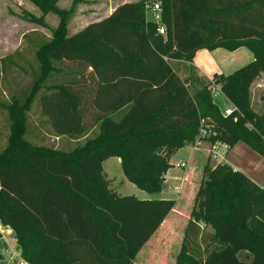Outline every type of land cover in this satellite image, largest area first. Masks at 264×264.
<instances>
[{"label": "trees", "instance_id": "1", "mask_svg": "<svg viewBox=\"0 0 264 264\" xmlns=\"http://www.w3.org/2000/svg\"><path fill=\"white\" fill-rule=\"evenodd\" d=\"M31 1L60 20L35 51L28 91L0 104L9 123L0 151V224L12 230L26 264H137L175 201L119 194L102 161L119 158L127 181L160 192L170 157L194 145L202 125L213 134L200 143L229 149L242 142L264 158V113L252 111L249 92L264 73V0H151L161 3L164 34L145 20L146 0L119 4L70 34L69 11L58 0ZM239 47L253 60L211 81L181 78L170 65L191 62L199 49ZM212 85L232 104L230 114L212 102ZM35 100L56 136L96 127L97 134L70 151L34 145L24 135ZM209 161L173 264H264V188ZM200 223L212 229L203 245Z\"/></svg>", "mask_w": 264, "mask_h": 264}, {"label": "rangeland", "instance_id": "2", "mask_svg": "<svg viewBox=\"0 0 264 264\" xmlns=\"http://www.w3.org/2000/svg\"><path fill=\"white\" fill-rule=\"evenodd\" d=\"M86 1L90 2L89 0H82L79 3L73 4V0H58L56 4L57 8L69 11L65 20V28L68 34L91 21V16H88L91 12V9L88 8L91 2L87 3ZM102 15L103 14H100L99 16ZM34 19H40L41 23H38ZM59 20L60 17L56 13H42L31 0H0V101L9 103L13 97L21 99L28 91L29 85L37 73L35 51L41 42L51 35V32L57 27ZM42 92H44L43 88L38 94ZM257 95L258 94H255V96ZM33 102L30 106V110L27 112H31L30 114L34 115V119H28L26 114V127L28 133L26 131L24 136L30 141H33V144L35 143L34 145L70 151L75 146L84 144L87 138H93L97 134L96 127L79 136H56L50 127L48 119H44V117H40L39 119L38 114H35L38 110H36V100ZM251 107L257 112L256 114H263L264 101H259V103H257V100L253 99L251 100ZM35 125L40 126V130L42 129V132L39 133L42 135V138L38 136ZM8 135L9 123L7 119L2 118L0 114V151L4 149ZM198 146L199 145L196 147ZM185 152L186 151H179L178 157H183ZM210 162L214 163L212 160H210ZM221 162L223 163V161ZM102 169L106 177L108 176L110 179L111 186L115 187L116 191L120 194H132L139 198L153 196L157 198L174 199L178 196L175 191H172L167 186H164V189L160 191V193H148L136 188L125 179L121 166L117 163L115 157L104 159L102 161ZM174 172L176 173L177 170ZM195 178L196 180H193L189 189H185L187 195L175 206V210L169 212L166 217V221L171 220L172 222V230L170 233L167 232L166 236L161 235L158 238L156 237L154 242L152 241L154 244V257H150L151 253L148 257L140 253L137 263H174V255L178 251L180 241L182 240V232L187 219L186 216L192 205V195L196 191L200 179V172L195 173L193 179ZM173 183H175V181ZM165 225L167 224L165 223ZM211 232V227L207 225L205 228L201 229L202 238L199 239V244H205V240ZM10 234H12L10 236H13V232ZM145 251H147V247ZM3 254L4 256L0 258V264H18L20 259L22 260L16 241L15 245L13 244V248ZM241 257H243V253Z\"/></svg>", "mask_w": 264, "mask_h": 264}, {"label": "crops", "instance_id": "3", "mask_svg": "<svg viewBox=\"0 0 264 264\" xmlns=\"http://www.w3.org/2000/svg\"><path fill=\"white\" fill-rule=\"evenodd\" d=\"M89 1L91 3L86 1L87 3H90L88 8L91 9V12L88 14V16H91L92 19L88 23L100 20L101 18L108 16L111 13V11L119 4L125 2H139L142 0H89ZM100 14L103 15L99 16ZM83 26H81L80 28H82ZM252 60H253V54L246 47H239L232 51L226 50L224 48H215L212 50L199 49L195 52L191 62L173 60L170 61V65L172 69L181 78H186L190 73H192L195 76L205 81H211L212 77L215 74L227 75ZM211 87H212L211 88L212 102L216 105L219 113L224 116L225 111L232 109L233 106L225 98V96L218 90L219 88L217 86L212 85ZM249 92H250V107H251V100L253 99L257 100V103H259V101L261 102L264 101V73H260L255 77V79L250 84ZM255 94L258 95L255 96ZM0 104H5V102L0 101ZM35 105L37 106L36 110H38L37 112H35V114H38L39 119L40 117H44V119H47V117H45L41 113V109L37 102ZM0 109H1L0 114L2 115V118L7 119L8 122V116L6 110L2 107H0ZM252 111L254 113H257L253 109ZM30 113L31 112L26 113L28 119L33 120L34 115ZM35 130L38 136L42 138V135L39 134L40 132H42V129L40 130V126L35 125ZM26 139L29 142L33 143V141H30L27 137ZM208 150H209V142L204 140L199 144L198 147L195 148L193 145H186L178 149L170 157L169 162L172 167L169 168L165 173L164 183L161 191L164 189V186H167L172 191H175L178 195L176 198H174L175 204L171 212L175 210V206L179 204L181 199L187 195L185 189L186 188L189 189V186L190 184L192 185L193 180H196V178L193 179L195 173L200 172V178H201L204 164L209 159ZM179 151H186L185 155L183 157H178ZM115 158L117 163H119L120 165V159L117 157ZM223 162L228 164L231 168H233V170L243 173L246 177H248L253 183L258 185L259 187L264 188V158L258 155L246 144L242 142H238L231 148L227 149ZM209 163L211 166L215 164V162L211 163L210 161ZM175 170H177L176 173L174 172ZM174 181L175 183H173ZM121 195H132V194H121ZM192 196H194V194ZM137 198L141 200H145V199H154L157 197L151 196L146 198H139V197ZM167 199H171V198H167ZM165 223L168 226L165 225ZM171 230H172L171 220L166 221L165 219L162 222V224L159 226V228L153 233L150 239L145 243L143 249L140 250L138 255L142 252L148 254L151 253L152 254L151 256L154 257L153 256L154 240H156V237L158 238L161 235L166 236L167 232L170 233ZM11 232H12L11 229L2 226L0 224V255L1 256H4L3 253H6L9 250H11L13 248V244L15 245L14 237L10 236L12 235L10 234ZM146 247H147V251H145ZM137 264H144V262H139Z\"/></svg>", "mask_w": 264, "mask_h": 264}, {"label": "built area", "instance_id": "4", "mask_svg": "<svg viewBox=\"0 0 264 264\" xmlns=\"http://www.w3.org/2000/svg\"><path fill=\"white\" fill-rule=\"evenodd\" d=\"M143 11H144L145 20L148 22H154L157 25V29H156L157 32L159 34H164L165 27L162 23L161 3L159 1L146 0L143 2ZM233 109L234 108L226 110L225 115L230 114ZM209 134H213V132L210 131L208 125H202L198 131L199 137H197L193 146L196 148V146L199 145L200 141H202L200 138H203ZM227 149L228 147L224 143H221L219 141L212 143L208 150L209 159L214 161L215 163H219L223 161ZM200 227L205 228L206 225L203 223H200ZM18 264H26V262L20 259Z\"/></svg>", "mask_w": 264, "mask_h": 264}]
</instances>
